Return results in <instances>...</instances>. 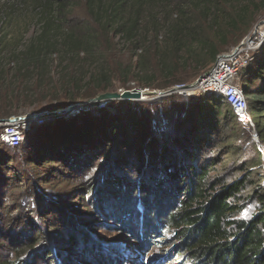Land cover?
Wrapping results in <instances>:
<instances>
[{"label":"trees","instance_id":"obj_1","mask_svg":"<svg viewBox=\"0 0 264 264\" xmlns=\"http://www.w3.org/2000/svg\"><path fill=\"white\" fill-rule=\"evenodd\" d=\"M33 2L40 10L41 31L13 56L19 59L20 74L27 80L36 75L37 83L34 88L10 93L2 84L5 80H0V119L26 111L22 99L33 92L40 95L41 110L48 107V99L60 105L114 90L116 79L125 87L135 80L138 85L160 89L192 83L211 68L223 48L230 45V37L238 44L264 13V0H84L85 14L80 18L77 0ZM161 33L166 35L162 44ZM116 36L132 50L143 49L136 52L137 68L114 70L108 66V57L117 49ZM56 54L68 63L59 78L60 86L57 92H40V85L46 82L47 60ZM239 77L249 103L248 114L257 122L260 143L252 136L253 125L239 121L229 101L217 93L186 101L175 93L164 97L162 105L117 104L111 112L101 110L98 117L87 116L73 125L62 123L55 132L45 126L26 132V140L18 147L0 141V203L7 195L2 184L5 170L14 166L23 150L33 152L36 161L32 158L29 163L38 166L51 165L52 156L58 153L71 170L82 169L83 174L93 166V157L103 155L112 161L103 180L111 182L112 191L124 184L113 176L112 165L116 164L133 184V188L124 184L126 200L130 204L131 196L138 198L139 224L126 220V231L135 230L130 236L149 237L154 228L163 234L169 231L194 264H264V45ZM228 135L244 142L245 147L254 145L253 155H239L238 144L232 143L224 156L225 165L241 170L243 176L222 185H217L219 180L211 184V169L200 166L199 161L206 150L211 152L215 143ZM9 174L15 182L20 181L18 173ZM28 182L29 190L35 191L32 181ZM60 183L53 186L61 187ZM91 192L92 188L87 194ZM99 197L101 201L102 195ZM45 205L43 201L41 207ZM120 209L117 214L123 223L130 208L124 204ZM145 210L150 215L146 220ZM242 210H248L246 217H240ZM39 230L29 237L31 243L17 241L16 249L31 252L39 241ZM69 238L73 245L75 238ZM108 260L104 264H115ZM20 263L19 259L0 262Z\"/></svg>","mask_w":264,"mask_h":264},{"label":"rangeland","instance_id":"obj_2","mask_svg":"<svg viewBox=\"0 0 264 264\" xmlns=\"http://www.w3.org/2000/svg\"><path fill=\"white\" fill-rule=\"evenodd\" d=\"M83 3L84 0H77L76 13H81L80 18L85 14L82 9ZM40 28V10L35 7L33 0H0V80H5L2 84L4 87L10 88V93L17 92V89L22 87L25 90L27 86L28 88H34L37 83L36 75L27 80L23 72L20 74V62H18L19 59L13 56V53L17 48L23 51L30 40L39 34ZM257 30L260 38L262 32H264V13L256 18L249 32L239 40L238 44L234 43L236 38L230 37L228 40L230 45L223 48L224 50L221 53L229 52L239 46L250 33ZM159 40L160 44L164 43L166 35L161 33ZM114 42L117 49H115L112 56L108 57V66L114 70L137 68L136 52H142L143 49L139 47L137 51L132 50L131 46L120 36H116ZM67 64L57 54L47 60L46 82L40 85L42 86L39 88L40 92L53 91V89L57 92L60 86L59 78ZM146 64L149 66L148 61ZM203 73H200L189 84L197 81ZM115 79L116 77H113V80ZM114 84H116V89L109 91L141 89L143 92L142 98L136 101L146 106L156 102L162 105L164 97L169 96H158L156 93L154 94L155 91H167L178 88L180 85H187L175 84L166 89H160L157 87H144L138 85L137 81L131 80L127 83L131 87L127 88L128 86L120 85L117 79ZM175 93L185 101L208 96L200 93L194 87L189 90H179ZM39 97L40 95L35 92L27 94L26 97L24 96L22 101H25L28 109L15 116L40 111L38 109L42 107V102L40 103L38 100ZM32 100L35 101L30 103ZM79 100L88 101L90 99ZM52 101L54 100L48 99L45 102L47 108L54 109L60 106L59 103H53ZM136 101L117 99L90 102L81 107L79 111L63 114L60 118L41 122L38 119L31 120L32 125L27 132L41 130L44 126L48 127L49 131L55 132L58 126L63 125L62 123L73 125L87 116L98 117L101 110L111 112L114 110L113 106L117 104L136 103ZM21 102H19L20 105ZM159 109L162 110V107L159 106ZM253 121L255 130L252 129V136L257 144L260 143V137L257 131V122L256 120ZM68 128L72 129L71 127ZM233 138L236 137L228 135V137L220 139L215 143L214 149L211 152L206 150L202 160L199 161L200 166L205 164L211 169L209 183L212 184L214 181L219 180L217 185H222L224 182L233 181L237 175L243 176L241 170L234 166L225 165L226 157L224 156L228 155L226 151L231 148L232 143L238 144L239 155L247 152L244 157L252 156L253 148L251 147L254 145L245 147L244 142H241L238 138L236 140ZM57 155L52 156L54 161L51 165L46 162L42 166H38L34 162L29 163L32 158H36L33 152L23 150L16 156L17 159L13 162L14 166H9L5 170L6 177L5 180H2V184L5 186L7 195L0 203V262L4 263L7 260L15 261L19 259L20 264H104V260L109 258V260L113 259L110 262L115 264H194V261L178 248L179 240H175L169 231L163 234L160 230L154 228L156 231H153L152 235L140 238L130 236V233L132 234L135 230L126 231V225L129 221L132 224H139L141 212L137 208L138 198L131 196L132 201L129 204L126 196H124L127 190L124 188L127 185V188H133V184L125 176V172L119 171L123 169L115 168L116 164L112 165L115 170L113 176L123 179L125 184V187L123 184L118 189L113 188L112 191L109 185L111 182L107 183L103 180L110 173L109 168H111L112 163L105 156L93 157V166L83 174L81 173L83 172L82 169L71 170L67 162L61 160ZM9 173H18L21 176L20 181L25 180L27 183L23 185L20 181L15 182ZM29 180L35 186V191L29 190ZM59 181L61 187H54L53 183L57 184ZM104 181L105 183H103ZM91 188L93 192L87 194L88 189ZM100 188L102 189L100 190ZM100 194L103 197L101 201ZM70 197L73 199L70 200ZM63 199L69 203L63 204ZM43 201L47 202L44 208L41 207ZM124 204L125 208H130V213L128 214L129 217L123 223H120L118 217L120 214L117 213L121 211L120 208ZM247 211L242 210L240 217H246L248 215ZM30 216L31 219H28ZM143 217L145 220L150 217L148 211L143 212ZM11 219L13 220L11 224H7V221L9 222ZM38 228L40 229L38 233L39 241L36 243L35 248L31 252L23 250L22 247L17 250V241L31 243L32 240L29 241V237L35 236ZM69 237L75 238L76 242L73 245L69 244ZM48 252H51L49 257L46 256Z\"/></svg>","mask_w":264,"mask_h":264},{"label":"built area","instance_id":"obj_3","mask_svg":"<svg viewBox=\"0 0 264 264\" xmlns=\"http://www.w3.org/2000/svg\"><path fill=\"white\" fill-rule=\"evenodd\" d=\"M257 33L258 30L250 33L239 46L229 52L219 54L215 63L199 77L198 84L194 87L206 95L212 93L222 95L232 105L236 118L247 125H253L254 121L248 114L249 103L239 81V76L242 69L249 65L259 52L260 46L263 45L264 32L260 38ZM45 120L41 119L39 122ZM31 125V120L22 119L13 122L7 119L0 120V141L11 147L22 145L26 139V132Z\"/></svg>","mask_w":264,"mask_h":264},{"label":"water","instance_id":"obj_4","mask_svg":"<svg viewBox=\"0 0 264 264\" xmlns=\"http://www.w3.org/2000/svg\"><path fill=\"white\" fill-rule=\"evenodd\" d=\"M200 78L197 79V81H194L193 84H187L180 86L178 88L172 89V90H167V91H155L154 94L156 93L158 96H163V95H170L174 94V92H177L179 90H189L193 89L198 84ZM142 90L141 89H133V90H123V91H117V92H103V93H98L95 97H92L90 100L85 101V100H79L78 102H68L66 104H60L57 108L54 109H42L40 111H33L32 113H28L22 116H15L14 118H3L7 119L9 121H19V120H33V119H55V118H60L61 115L63 114H68L74 111L79 110V108L84 107L85 104L87 103H94L98 101H113L117 99H126V100H140L142 98ZM0 119V120H3Z\"/></svg>","mask_w":264,"mask_h":264}]
</instances>
